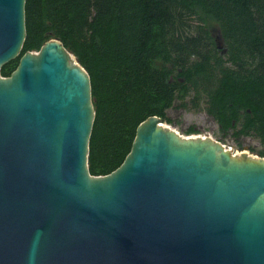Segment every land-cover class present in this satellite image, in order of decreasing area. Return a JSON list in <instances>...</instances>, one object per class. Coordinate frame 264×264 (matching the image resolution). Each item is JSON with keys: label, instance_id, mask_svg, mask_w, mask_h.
<instances>
[{"label": "water", "instance_id": "water-1", "mask_svg": "<svg viewBox=\"0 0 264 264\" xmlns=\"http://www.w3.org/2000/svg\"><path fill=\"white\" fill-rule=\"evenodd\" d=\"M25 6L0 0V264H264V158L151 117L92 176L90 76L59 40L21 57Z\"/></svg>", "mask_w": 264, "mask_h": 264}, {"label": "trees", "instance_id": "trees-1", "mask_svg": "<svg viewBox=\"0 0 264 264\" xmlns=\"http://www.w3.org/2000/svg\"><path fill=\"white\" fill-rule=\"evenodd\" d=\"M25 14L21 57L59 40L90 76L92 176L120 168L139 126L171 124L177 103L204 112L222 138H255L264 158V0H26Z\"/></svg>", "mask_w": 264, "mask_h": 264}, {"label": "rangeland", "instance_id": "rangeland-1", "mask_svg": "<svg viewBox=\"0 0 264 264\" xmlns=\"http://www.w3.org/2000/svg\"><path fill=\"white\" fill-rule=\"evenodd\" d=\"M212 33L215 39L220 36V32L216 26H213ZM168 116L171 120V124H167V126L176 131L183 138L207 137L225 145L227 149H230L235 155H241V153L246 152L252 157H260L258 152L262 147L258 140L253 137H243L239 140L229 137L222 138L216 123L204 112L183 109L180 108L179 103H177L175 108L169 111ZM190 130L196 133L188 135L187 133Z\"/></svg>", "mask_w": 264, "mask_h": 264}, {"label": "bare ground", "instance_id": "bare-ground-1", "mask_svg": "<svg viewBox=\"0 0 264 264\" xmlns=\"http://www.w3.org/2000/svg\"><path fill=\"white\" fill-rule=\"evenodd\" d=\"M166 124V123H165ZM167 125V124H166ZM199 138H201V139H204V138H207V137H198L197 139H199ZM241 154H247L246 152H243V153H241Z\"/></svg>", "mask_w": 264, "mask_h": 264}]
</instances>
